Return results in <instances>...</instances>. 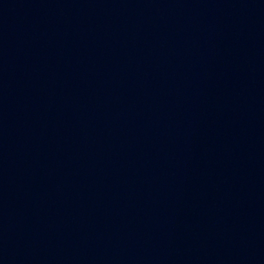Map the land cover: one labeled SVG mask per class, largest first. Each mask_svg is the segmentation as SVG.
<instances>
[{
  "label": "water",
  "instance_id": "water-1",
  "mask_svg": "<svg viewBox=\"0 0 264 264\" xmlns=\"http://www.w3.org/2000/svg\"><path fill=\"white\" fill-rule=\"evenodd\" d=\"M0 264H264V0H0Z\"/></svg>",
  "mask_w": 264,
  "mask_h": 264
}]
</instances>
